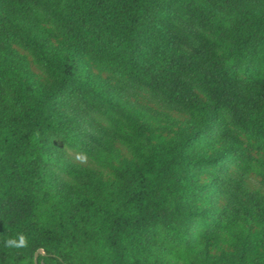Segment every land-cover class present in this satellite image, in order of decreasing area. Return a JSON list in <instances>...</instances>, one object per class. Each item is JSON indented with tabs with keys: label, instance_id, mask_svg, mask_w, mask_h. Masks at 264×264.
Segmentation results:
<instances>
[{
	"label": "trees",
	"instance_id": "obj_1",
	"mask_svg": "<svg viewBox=\"0 0 264 264\" xmlns=\"http://www.w3.org/2000/svg\"><path fill=\"white\" fill-rule=\"evenodd\" d=\"M0 264H264V0H0Z\"/></svg>",
	"mask_w": 264,
	"mask_h": 264
},
{
	"label": "clouds",
	"instance_id": "obj_2",
	"mask_svg": "<svg viewBox=\"0 0 264 264\" xmlns=\"http://www.w3.org/2000/svg\"><path fill=\"white\" fill-rule=\"evenodd\" d=\"M80 158V157H78ZM6 246L7 247H26L27 246V238L25 235L20 234L18 236V239H9L6 241Z\"/></svg>",
	"mask_w": 264,
	"mask_h": 264
},
{
	"label": "water",
	"instance_id": "obj_3",
	"mask_svg": "<svg viewBox=\"0 0 264 264\" xmlns=\"http://www.w3.org/2000/svg\"><path fill=\"white\" fill-rule=\"evenodd\" d=\"M39 252L44 253L42 250H40ZM39 252L36 253V258H35V262H36V263H37V257H38V255H39Z\"/></svg>",
	"mask_w": 264,
	"mask_h": 264
}]
</instances>
